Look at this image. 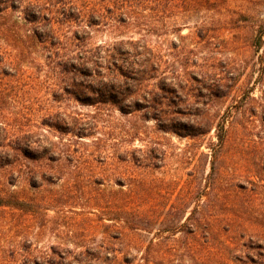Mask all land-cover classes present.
Listing matches in <instances>:
<instances>
[{
    "label": "rangeland",
    "instance_id": "374dc122",
    "mask_svg": "<svg viewBox=\"0 0 264 264\" xmlns=\"http://www.w3.org/2000/svg\"><path fill=\"white\" fill-rule=\"evenodd\" d=\"M129 39L189 84L190 105L167 108L206 112L208 133L82 104L54 78L57 52ZM0 58L25 69L0 78L7 142L34 148L0 167V197L18 200L0 206L11 264H264V0H13L0 3Z\"/></svg>",
    "mask_w": 264,
    "mask_h": 264
},
{
    "label": "trees",
    "instance_id": "16d2710c",
    "mask_svg": "<svg viewBox=\"0 0 264 264\" xmlns=\"http://www.w3.org/2000/svg\"><path fill=\"white\" fill-rule=\"evenodd\" d=\"M52 1L56 2V0ZM0 3L9 4L13 3V0H0ZM34 8L31 11L32 21L45 17L39 2ZM63 14L65 19L70 21L79 17L73 12L64 11ZM27 19L29 20L30 17ZM95 24L97 22L91 21L89 25ZM74 36L80 44V41H86L84 38L81 39L79 33H75ZM52 37L44 32H35L30 36L36 44L48 43L54 46L60 44L59 36L49 40ZM56 54L58 59L54 66L56 72L54 78H68L61 89L82 104L113 105L125 114L142 112L145 119L155 120L159 129L173 131L182 136L204 135L212 129L209 114L200 109L168 110L167 106H177L179 101L190 105L187 102L191 97L189 92L191 88L186 84L187 82H184L185 80L163 74L162 56L144 40H121L110 46L95 48L83 46L63 56L59 55L60 52ZM47 57L51 58V55ZM24 76L25 69L21 63L8 62L5 58H0V78ZM201 96L204 97L199 94V97ZM7 125L10 124L0 121V167L15 163L21 153L32 157L31 152L34 150L31 142L15 145L7 142L10 137V129ZM220 139H223V135ZM17 202L14 196L0 197V206H14ZM11 260L0 254V264H11ZM24 263L69 264L70 262L66 257L52 256L51 258L34 257L25 260Z\"/></svg>",
    "mask_w": 264,
    "mask_h": 264
}]
</instances>
